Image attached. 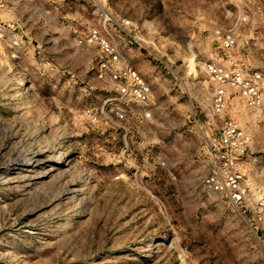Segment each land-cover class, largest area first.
Masks as SVG:
<instances>
[{
    "label": "rangeland",
    "instance_id": "rangeland-1",
    "mask_svg": "<svg viewBox=\"0 0 264 264\" xmlns=\"http://www.w3.org/2000/svg\"><path fill=\"white\" fill-rule=\"evenodd\" d=\"M0 22V264H264V219L204 184L232 118L264 201V114L229 92L212 119L204 70L259 73L264 102V0H0ZM93 30L150 83L148 116Z\"/></svg>",
    "mask_w": 264,
    "mask_h": 264
},
{
    "label": "built area",
    "instance_id": "built-area-1",
    "mask_svg": "<svg viewBox=\"0 0 264 264\" xmlns=\"http://www.w3.org/2000/svg\"><path fill=\"white\" fill-rule=\"evenodd\" d=\"M0 22V29H1ZM221 45L233 46L236 36L232 31L215 33ZM100 45L102 53L108 60L100 59L101 67L112 64V79L117 83L116 90L120 96L137 104L136 111L141 116L150 113L147 103L149 101L151 85L132 66L121 62L115 48L96 30L91 33ZM204 70L212 89V96L207 106V113L212 119H219L226 110L229 92H235L244 102L264 114V102L259 86L260 74L246 75L241 71L222 66L212 60L204 62ZM121 115V114H120ZM252 145V137L240 123L232 118L222 121L219 125L218 138L209 145L210 154L214 157V172H209L204 177V184L208 188L224 192L226 197L234 204L245 202L248 199V209L257 221L264 219V201L252 198L251 190L244 182L243 173L236 169L241 156L247 153Z\"/></svg>",
    "mask_w": 264,
    "mask_h": 264
},
{
    "label": "crops",
    "instance_id": "crops-1",
    "mask_svg": "<svg viewBox=\"0 0 264 264\" xmlns=\"http://www.w3.org/2000/svg\"><path fill=\"white\" fill-rule=\"evenodd\" d=\"M223 65V64H222ZM250 107V106H249ZM250 108H252V107H250ZM253 109V108H252ZM253 110H255V109H253Z\"/></svg>",
    "mask_w": 264,
    "mask_h": 264
}]
</instances>
